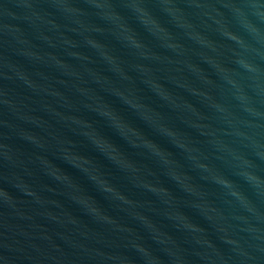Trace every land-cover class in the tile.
<instances>
[{
    "label": "water",
    "instance_id": "1",
    "mask_svg": "<svg viewBox=\"0 0 264 264\" xmlns=\"http://www.w3.org/2000/svg\"><path fill=\"white\" fill-rule=\"evenodd\" d=\"M0 264H264V0H0Z\"/></svg>",
    "mask_w": 264,
    "mask_h": 264
}]
</instances>
